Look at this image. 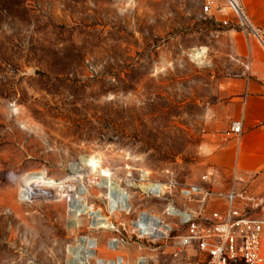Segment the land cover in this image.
<instances>
[{"label": "rangeland", "instance_id": "rangeland-1", "mask_svg": "<svg viewBox=\"0 0 264 264\" xmlns=\"http://www.w3.org/2000/svg\"><path fill=\"white\" fill-rule=\"evenodd\" d=\"M233 2L0 0V264L185 261L177 231L158 240L136 221L170 222L167 202L232 135L256 34Z\"/></svg>", "mask_w": 264, "mask_h": 264}, {"label": "built area", "instance_id": "built-area-1", "mask_svg": "<svg viewBox=\"0 0 264 264\" xmlns=\"http://www.w3.org/2000/svg\"><path fill=\"white\" fill-rule=\"evenodd\" d=\"M240 128V120H233L228 133H239ZM212 176L211 171L204 173L201 181L178 188L181 202L172 198L163 209L172 222L157 216L160 225L154 235L149 218L153 214L144 212L136 221L139 233L163 240L177 231L172 236L176 237L174 258L182 249L190 254L182 264H261L264 193L253 190L249 179L237 173L224 188L215 187ZM144 191L161 197L165 189L151 182Z\"/></svg>", "mask_w": 264, "mask_h": 264}, {"label": "crops", "instance_id": "crops-1", "mask_svg": "<svg viewBox=\"0 0 264 264\" xmlns=\"http://www.w3.org/2000/svg\"><path fill=\"white\" fill-rule=\"evenodd\" d=\"M242 13L255 36H247V65L234 78L239 86L232 99L238 103L235 119L239 133L223 136L209 152L214 185H227L233 174L249 179L255 191L264 192V0H239ZM231 134V133H230ZM264 264V230L261 245Z\"/></svg>", "mask_w": 264, "mask_h": 264}, {"label": "bare ground", "instance_id": "bare-ground-1", "mask_svg": "<svg viewBox=\"0 0 264 264\" xmlns=\"http://www.w3.org/2000/svg\"><path fill=\"white\" fill-rule=\"evenodd\" d=\"M95 167V166H94ZM113 180H112V178H108V177H106V178H104V180H103V182H104V185L107 187V188H112V186L113 185H117L115 182H112ZM41 182V181H40ZM42 183H44V182H42ZM45 184V183H44ZM50 184V186H54V184L55 183H52V182H50L49 183ZM146 186V185H145ZM36 191V190H35ZM116 193V192H115ZM112 194V193H111ZM114 194V193H113ZM78 195V194H77ZM126 194H125V192L122 190V189H120L119 187L117 188V194L115 195V196H112V202H113V204L112 205H114V206H116L117 208H123L125 205H126V196H125ZM77 201L79 200V198L78 199H76ZM75 200V201H76ZM125 208V207H124ZM144 214V212H142L141 213V215H143ZM140 215V216H141ZM149 218L151 219V221H152V226H151V235H154L155 234V229L157 228V227H159V220H158V217L157 216H153V215H150L149 216ZM91 241L90 242H88L86 239H84V238H81L80 239V246H81V248H83V247H90L91 246ZM86 248V249H87ZM85 249V250H86ZM99 263H101V264H122L121 263V261L120 260H116V261H110V262H108V263H104V262H102L101 260H97Z\"/></svg>", "mask_w": 264, "mask_h": 264}]
</instances>
